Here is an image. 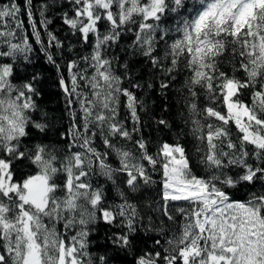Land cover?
Returning <instances> with one entry per match:
<instances>
[{"label": "snow or ice", "instance_id": "1", "mask_svg": "<svg viewBox=\"0 0 264 264\" xmlns=\"http://www.w3.org/2000/svg\"><path fill=\"white\" fill-rule=\"evenodd\" d=\"M53 4L45 0L39 6L45 30ZM69 5L60 19L89 51L66 61L65 77L56 59L64 42L47 32L44 45L33 0H0V264H109L110 257L93 256L89 247L91 225L99 219L115 224L119 218L113 246L132 250L136 207L123 191L122 203H106L103 187L92 178L115 183L120 175L135 192L141 182L155 183L150 171L161 174L163 215L169 221L175 223L169 201L190 207L179 209L183 221L163 250L156 240V249L134 255V264H264V0H194L190 9L185 0H69ZM182 9L188 13L181 15ZM169 13L179 17L173 29L162 27ZM22 15L47 62L61 73L59 85L71 109L70 127L63 134L70 143L62 158L46 145L23 142L29 128L43 132L46 125L32 117L40 94L38 76L14 82L16 63L30 61L33 51L22 35ZM172 31L175 36L169 35ZM125 33L133 38L122 50L131 49L151 65L161 92L184 74L179 91L187 109L185 123L201 143L205 175L192 171L178 140L158 143L153 153L142 136L134 138L142 105L134 90L154 85L130 83L128 62L120 64L114 53ZM229 50L231 74L222 70L220 59ZM122 103L131 129L120 118ZM157 123L168 126L163 119ZM113 155L118 167L109 163ZM21 160L34 169L18 179L14 164ZM256 184L260 187L247 199L231 192ZM61 223L63 232L57 228Z\"/></svg>", "mask_w": 264, "mask_h": 264}, {"label": "trees", "instance_id": "2", "mask_svg": "<svg viewBox=\"0 0 264 264\" xmlns=\"http://www.w3.org/2000/svg\"><path fill=\"white\" fill-rule=\"evenodd\" d=\"M20 2L22 3L23 0H20ZM185 2L188 5V9H190L193 6L194 0H185ZM44 3L45 0H33L34 19L37 29L41 34V39L45 46H47L48 41L47 32H52L64 42V52L62 55H57L56 59L58 63L64 66L62 74L67 77L66 61L86 54L89 49L80 46L77 39L71 35L60 19V13L69 10V0H55V4L48 9L46 16L51 22L47 25V30L40 25L39 6ZM188 9H182L181 15H186ZM21 19L24 21L22 35L28 36L33 51L30 54V61L26 62L20 59L16 63L14 82L20 83L31 79L34 74L38 76L36 88L40 94L35 97L37 109L32 112V117L34 120L46 125L43 132L36 128H29V136L23 138V142L28 147L35 144L46 145L50 151L62 158L68 153V145L70 143V137H66L63 134L70 127L71 117L69 113L71 109L66 104L65 93L59 85L61 73L57 71L55 66L47 62L44 52L40 50L41 45L36 43L35 37L32 35V28L28 23L27 16L22 15ZM162 19L164 21L162 27L173 29L179 17L176 14L169 13ZM169 35L175 36V32L172 31ZM132 38V33H125L120 41V46L114 49V53L119 57L120 64H123L125 61L128 62L132 75L130 83L138 81L146 84L151 81L154 85L151 89L144 87L134 90L142 102L141 107L138 108L140 131L133 134L134 138L142 136L148 142L149 151L153 153L156 151L158 143L167 141L172 144L178 140L186 150L192 171L200 176L205 175L204 166L200 162L203 155L202 151H199L202 147L201 143L191 134V125L185 123L187 109L184 107L183 94L179 91L184 74L181 73L170 88L161 92L159 80L152 78L151 65L142 56L132 54L131 49H128V51L122 50L128 47ZM70 47L72 48L71 51H69ZM162 51L163 45H161V54ZM220 59L222 61V70L231 74L232 65L229 63L232 59L231 51L226 52ZM237 75L242 77L243 73H237ZM125 86H128V82L125 83ZM250 95L251 93L246 90V102H250ZM203 103V97H201V107ZM120 118L125 121L129 129L132 128L133 121L128 110L123 107V103L120 107ZM161 119L168 121L167 127L157 123ZM231 128L234 133L233 139H235V125L233 124ZM96 143L97 145L101 144L99 140ZM100 150H103V148L101 147ZM109 163L114 167L119 166L114 155ZM14 168L16 169L15 176L19 179L22 175L31 174L34 166L30 165L27 160H21L14 164ZM149 174L155 183L145 185L141 182V186L135 192L128 190L125 184V177L120 175L115 176V183L103 176H94L92 178L96 184L103 187L106 203H122L119 193L123 191L128 201L137 210L135 223L137 232L133 234L134 248L132 250L121 251L113 246L111 238L114 233L120 230L118 228L120 224L119 218H117L115 224H108L103 219H99L91 225L92 230L89 232L88 237L90 251L93 256L104 255L110 257L109 264H134V255H138L142 251L148 252L156 249L154 243L156 240L161 241L160 250L162 251L165 241L173 236V229L179 230L178 225L183 221V215L179 209L189 210V204L183 201H169L167 210L169 215L174 217L175 223L169 221L167 216L163 215L165 204L162 199L161 174L152 171ZM63 179V174H59L57 182L61 183ZM259 187V184L255 186L240 185L237 189H232L231 192L236 199H247V193L256 191ZM57 228L61 232L64 231L62 223L57 224Z\"/></svg>", "mask_w": 264, "mask_h": 264}]
</instances>
